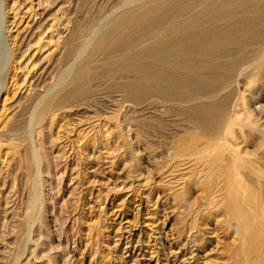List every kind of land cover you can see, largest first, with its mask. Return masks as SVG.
Here are the masks:
<instances>
[{
	"label": "rangeland",
	"instance_id": "374dc122",
	"mask_svg": "<svg viewBox=\"0 0 264 264\" xmlns=\"http://www.w3.org/2000/svg\"><path fill=\"white\" fill-rule=\"evenodd\" d=\"M132 1L0 0L3 20L0 19V264H230V250L236 236L228 235L224 227L216 228V222L202 228L196 224L194 205H200L201 191L193 185L184 188L185 174L189 171L171 172L181 163L171 158L173 141L187 127L197 128L190 119L188 122L184 117H175L170 124H152L148 129L138 128L134 123L122 127L123 130L117 128L121 116L114 119L111 115L109 133L104 137L97 135L99 141L109 139L111 146L106 148L96 142L84 150L80 145L85 142L83 130L87 127L80 128L74 109L62 112L61 120L56 118V125L51 127L29 126L34 98L59 74L58 62L64 52L63 46L56 50L60 41L68 40L77 26L85 37L90 22L105 20ZM262 77L252 86L238 80L236 88L239 121L245 123L251 119L264 130ZM113 95L111 101L117 100ZM127 112L138 118L132 105H127ZM104 116L100 114L101 124L106 122ZM18 122L24 128L13 126ZM24 130L29 132L27 136ZM238 131L242 135L250 132L241 128ZM14 132L21 135L22 142L19 143L20 135L16 137ZM19 132L25 133L24 137ZM1 134L14 135L18 141L11 139L7 143L6 139L12 137L4 139ZM247 136L249 149L263 156L255 133ZM44 138L48 139L46 147L53 158L50 164H45L40 174L43 176L36 179L41 201L33 205L34 209L30 207L33 184L28 180L27 150L31 147L29 143L40 148V140ZM54 141L61 143L60 146L53 148ZM125 141L128 147L124 146ZM25 230L28 233L24 241L21 233ZM208 232L212 234L208 236ZM20 237L22 244L26 242L22 254L15 249Z\"/></svg>",
	"mask_w": 264,
	"mask_h": 264
},
{
	"label": "bare ground",
	"instance_id": "6f19581e",
	"mask_svg": "<svg viewBox=\"0 0 264 264\" xmlns=\"http://www.w3.org/2000/svg\"><path fill=\"white\" fill-rule=\"evenodd\" d=\"M79 29L77 26L68 40L60 41L59 37L56 50L62 46L64 49L58 62L59 74L50 82L51 86L34 98L33 111L29 108L30 119L27 117L29 126L51 127L56 125V118L61 120L62 112L74 109L80 128L87 127L85 131L82 129L85 142L80 148L84 150L96 142L106 148L111 146L109 139L97 138L109 133L111 115L114 119L121 116L117 128L135 123L145 129L152 124H170L175 117H184L188 122L190 119L197 128L186 126L185 131L175 135L171 158L181 163L171 172L189 171L185 174L184 188L193 185L201 191L202 201L197 207L194 205L195 223L202 228L216 222V228L224 227L228 235L236 236L230 264H264V130L251 119L239 121L236 88L238 80L252 86L259 76L264 77V0H133L107 19L90 22L85 37ZM111 94L117 100L111 101ZM127 105L134 107L138 118L127 112ZM100 114L105 115L104 125L99 121ZM13 126L24 128L21 122ZM15 127L12 128L16 130ZM238 128L255 133L263 156L247 146L250 132L242 135ZM1 135L4 139L11 136ZM15 136L6 142L14 139L17 143ZM19 138L20 143L21 135ZM48 143L44 138L40 140V148L29 143L31 147L27 150L28 180L33 184L32 205L29 202L28 206L32 208L40 200L36 179L43 176L40 174L45 164H50L53 158L46 147ZM60 144L54 141L52 146ZM188 164L190 167H185ZM27 233L26 230L21 233L24 241ZM21 238L15 249L22 254L26 242L22 244Z\"/></svg>",
	"mask_w": 264,
	"mask_h": 264
}]
</instances>
